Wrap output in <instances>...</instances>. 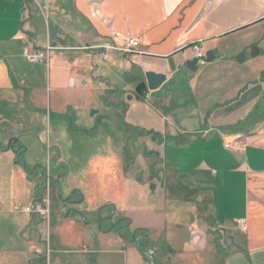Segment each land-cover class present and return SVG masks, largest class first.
<instances>
[{"label":"crops","instance_id":"0c3cea01","mask_svg":"<svg viewBox=\"0 0 264 264\" xmlns=\"http://www.w3.org/2000/svg\"><path fill=\"white\" fill-rule=\"evenodd\" d=\"M256 1L0 0V152H12L0 160L11 163L23 181L32 182L40 166L32 160L29 165L36 163V169L31 171L21 157L41 142L39 125L48 115L58 117L60 125L69 118L72 126L91 122L98 126L105 123L104 113L109 111L128 125L126 95L146 79L147 71L167 75L148 99L139 98L160 116L169 115L170 122L162 130L133 126L157 133L160 140L169 137L164 148L172 150L169 157L167 152L162 155L164 172L160 183H153L157 199L138 207V216H143L136 218L128 203L120 210L107 198L105 206L121 212L126 223L118 227L113 214L102 216L99 223L97 212L102 214L105 207H94L101 203L95 204L78 184L64 194L63 174L51 171L47 185L55 184L56 194L59 190L63 197L71 190L83 194L79 192L71 207L59 206L64 216L75 213L74 218H79L83 215L79 205L84 202L85 210L95 216L94 220L84 218L78 246L61 248L45 239L55 264H264V75L254 78L239 68L233 78L226 75L209 81L196 74L201 65L196 71L186 66L195 57L196 44L205 54L213 50L217 61L248 51L263 39L264 27L259 24L264 20L251 31L235 30L248 20L264 17V8L256 9ZM48 14L49 21L43 23V15ZM43 25L45 35L38 30ZM127 37L139 41L134 53L124 51ZM48 45L58 51L48 61L28 60L29 51ZM263 70L260 66L259 71ZM136 106L142 107L140 102ZM177 135L182 141L171 139ZM15 138L18 152L8 149ZM61 158L57 149V164ZM93 170L98 179V167ZM127 180V187H137ZM95 181L92 176L87 179L90 195L95 186L104 184L103 179L99 185ZM48 187L46 195L23 207L25 215L19 217L3 215L11 211L8 205L16 194L8 192L9 204L0 198V217L9 219L27 243V250L16 251L30 254L25 264H34V254L40 251L28 235L38 232L39 221L47 217L26 209L50 208ZM241 218L247 221V231L241 230ZM104 219L108 221L102 229ZM137 229L146 233L137 235Z\"/></svg>","mask_w":264,"mask_h":264},{"label":"rangeland","instance_id":"374dc122","mask_svg":"<svg viewBox=\"0 0 264 264\" xmlns=\"http://www.w3.org/2000/svg\"><path fill=\"white\" fill-rule=\"evenodd\" d=\"M247 7H252V4L251 6L250 4L247 5ZM242 8H244L243 5ZM259 8H264V0L256 1V9ZM243 10H248V8ZM45 11L50 13L48 8H45ZM244 13L245 12L242 11L241 16H243ZM263 18L252 19L247 22L241 20L242 23L243 21L246 23L235 30L239 31L238 33L251 31L254 27H258V25H253L262 22L264 20ZM42 19L43 23H45L46 20L49 21V14L48 16L43 15ZM41 24L42 22L39 25ZM259 25H263L264 27V24ZM38 30L43 31L45 35L46 28L44 25L40 26ZM253 47L261 49V53L253 56ZM57 52L58 51H51L50 55H54ZM241 52H244L247 56V59L243 62L238 60V55ZM241 52L234 54L232 57L227 55L225 58L217 59V61L214 62L207 61V65L199 66L200 69L196 74L200 73V78L206 77V80L212 81L216 77H220V80L226 75L233 78L240 69L245 68L244 72H247L248 76H254V78L259 77L261 79L264 75V70L260 72L259 67L264 66V38L256 41L248 51L242 50ZM210 65L213 66L205 70ZM253 68H256V72L258 70L256 74ZM233 92L234 90L231 91L230 94ZM139 97L140 96L136 94L134 90L126 95L125 100L123 99V103H129L127 107L130 108L128 117L124 120L128 125L120 123V118L109 111L104 113L107 117V119L104 120L105 123L98 126H95L94 122L88 123V125L78 123L77 126H72L69 123V118H63L62 120L65 121V124L60 125L61 121L58 117L48 115L44 122H40L39 125L40 130H43L40 135L41 142L37 148L30 149L29 147V150L21 157L25 163H28V169L31 171H34V168L36 169V163H34V166H30L32 160L38 161L40 165L33 175L34 177H32V182H28L27 180L23 181V179L20 178L21 174L13 170V165L11 163L8 165L6 162L0 160V198L8 203L10 199L8 192L9 194L13 192L16 194L13 196V203L8 205L10 207L6 206L8 209L10 208L11 211L3 215H9L10 217L25 215L22 211L23 207L27 204H32L36 199L46 195L45 186L48 187L50 185V182L47 185V177L50 178L53 176L52 172L58 170L63 174L62 176H64L63 181H61L64 194L69 193L70 189L78 184L77 187L86 190L88 198L93 197L95 204L98 202L101 203L98 205L96 204L94 207H98V210L102 206L105 207L102 210V214L97 212V216L112 215L117 205L121 210L124 208V205L128 203L131 209L134 210V216L136 218L142 217L143 213H140L138 216L137 209L145 201L148 202V200L157 199L159 193H157V191L154 193L155 191L153 192L151 186L155 182L158 184L160 183V174L164 172V164L161 162L162 155L167 152L169 157L172 148L169 147L168 151L166 150L165 152L164 145L166 144V140H168L167 136H161L162 140H160V137L153 133L141 132L137 127H133L141 125L151 130H162L167 126V123L170 122L169 115L162 114V116H160L150 107L149 103ZM139 102L143 108L136 106ZM187 105L191 106L192 102H189ZM196 107L195 105V108ZM212 112L211 110V112L206 115L208 117L207 121L204 120V123L209 124L208 120ZM91 114L92 111L89 113L90 118H92V116H90ZM166 114L168 113L166 112ZM120 127H122L123 130ZM60 132H62V134L59 140L58 136ZM176 137L180 140L182 138L181 135H177ZM57 149H59L62 154L59 164L56 163ZM11 155L12 152L10 150L1 151L0 159H8ZM98 161L104 163H97ZM105 162L110 163L105 164ZM95 167H98V173H100L98 179L93 175V169ZM99 169H101V171ZM91 176L93 177V181L96 180L94 182L96 185H99L102 179L104 182L103 185L95 186L93 189L94 193H92L93 195H90V188L87 189V179ZM126 177H129V181L127 180L129 183L133 182L137 187H134L131 183V185L127 187ZM83 178H85V181ZM11 180H14V183H10ZM141 185H143L146 191ZM48 188H50L51 191V214L49 213L46 220L42 219L39 221L38 225L40 230H38V232L29 233L28 235V237H32L35 248L40 249L39 252L34 254V264H55L53 254L49 256V247L46 241H48L49 245H58L61 248L78 246L82 242L84 218L86 220H94L95 218L94 215H90L85 210L86 202L79 205V208L83 210L84 217L81 215L79 218H74L76 215L75 213L66 214V216H64L59 208V206L61 207V205H63V201L59 198V193L56 194L55 184L51 183ZM72 191L73 190H71V193ZM80 196L81 194L76 191L74 198L79 199ZM57 197L59 199H57ZM107 198H109L108 204L114 201V208L111 205L105 206L106 203L104 201ZM110 200L113 201L111 202ZM75 207L78 206L75 205ZM121 216V212L115 210L113 220L118 221V225H124L126 223V220ZM36 217L40 218L38 214ZM106 221L108 220L104 219L103 225H101L102 229L107 225ZM13 225L14 224L9 219L0 217V264H8V262H6L8 259L11 263L15 262V264H25L27 262L29 253L16 252L25 251L28 249V246L27 243L24 242L22 233L19 232L20 230L16 229ZM7 255H9V258ZM15 258L16 260H14Z\"/></svg>","mask_w":264,"mask_h":264},{"label":"water","instance_id":"95a60500","mask_svg":"<svg viewBox=\"0 0 264 264\" xmlns=\"http://www.w3.org/2000/svg\"><path fill=\"white\" fill-rule=\"evenodd\" d=\"M258 53H259V48L258 47H253L252 55L256 56V55H258ZM245 57H246L245 53L241 52L238 55V60L240 62H243L245 60ZM215 58H216V53L213 50H208L206 52V59H207L208 62L214 61ZM186 66L190 70L196 71L198 69L197 58L193 57L192 59H188L186 61ZM166 81H167V75L165 73L155 72V71H147L146 72V79H144V80H142V81L137 83V85L135 87V92L139 96H141L142 98L148 99L150 97L151 92L159 89ZM16 141H17L16 138L15 139H11L9 141L8 149H11L12 151L18 152V149L16 150L15 147H14ZM151 187H152V189L155 188L153 184H152ZM79 192L82 194L81 190H79ZM59 198L62 201H66L67 202V200L70 198V196L63 197L61 191L59 190ZM66 205L67 204H65L64 207H66ZM114 213H113V215H114ZM102 219H103V217L100 215V217L98 219V222L101 223ZM135 239H136V235L134 234L133 240H135Z\"/></svg>","mask_w":264,"mask_h":264},{"label":"built area","instance_id":"2783aa9c","mask_svg":"<svg viewBox=\"0 0 264 264\" xmlns=\"http://www.w3.org/2000/svg\"><path fill=\"white\" fill-rule=\"evenodd\" d=\"M119 34V33H118ZM126 48L124 49L125 52L127 53H134V49L139 45V41L132 38V37H127L126 39ZM53 50V47L51 45H48L44 49H37V50H31L27 53V58L31 62H44L49 60V55L50 52ZM194 51H195V57L197 58V64L198 65H204L207 62L206 59V54L202 48L201 45L196 44L194 46ZM26 211L29 212H36L38 214H41L43 216H48L50 213V208L49 205H46L44 207H32V208H27ZM240 227L242 231H247L248 226H247V221L245 218L239 219Z\"/></svg>","mask_w":264,"mask_h":264},{"label":"flooded vegetation","instance_id":"af4514ba","mask_svg":"<svg viewBox=\"0 0 264 264\" xmlns=\"http://www.w3.org/2000/svg\"><path fill=\"white\" fill-rule=\"evenodd\" d=\"M56 183H58V182H56ZM76 191H78L79 192V190H74L70 195H67V196H65V197H68V196H70V198L67 200V202L66 201H63V204L65 205V204H67V207H71L72 205H74L77 201H78V199H75L74 198V194H75V192ZM109 216H112V215H109ZM118 222V221H117ZM117 222H114V224L116 225L117 224ZM118 225V224H117ZM122 226V224H120L118 227H121ZM124 226V225H123Z\"/></svg>","mask_w":264,"mask_h":264},{"label":"trees","instance_id":"16d2710c","mask_svg":"<svg viewBox=\"0 0 264 264\" xmlns=\"http://www.w3.org/2000/svg\"><path fill=\"white\" fill-rule=\"evenodd\" d=\"M141 132H144V131H141ZM150 133H153V132H150ZM154 135L156 136H159L157 133H153ZM173 140H176L177 142H180L182 140H180L178 137H171ZM177 138V139H176ZM169 139V137H168ZM128 221V220H127ZM146 233V230L145 229H137L136 230V234L139 235V234H145Z\"/></svg>","mask_w":264,"mask_h":264},{"label":"bare ground","instance_id":"6f19581e","mask_svg":"<svg viewBox=\"0 0 264 264\" xmlns=\"http://www.w3.org/2000/svg\"><path fill=\"white\" fill-rule=\"evenodd\" d=\"M51 185V184H50ZM51 214V213H50Z\"/></svg>","mask_w":264,"mask_h":264}]
</instances>
